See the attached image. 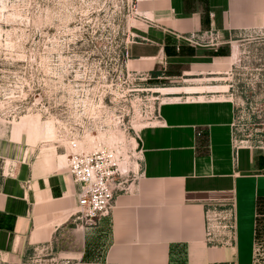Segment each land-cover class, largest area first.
<instances>
[{"label":"crops","instance_id":"0c3cea01","mask_svg":"<svg viewBox=\"0 0 264 264\" xmlns=\"http://www.w3.org/2000/svg\"><path fill=\"white\" fill-rule=\"evenodd\" d=\"M135 1L139 26L124 59L138 71L195 57L191 33L229 44L264 29V0ZM189 97L158 105L138 135V174L97 226L74 220L78 184L66 164L31 147L23 154L21 135H0V264L23 263L51 241L56 259L86 264H221L253 254L264 236V150L235 142V104L221 90ZM209 205L234 208L233 246L207 241Z\"/></svg>","mask_w":264,"mask_h":264},{"label":"rangeland","instance_id":"374dc122","mask_svg":"<svg viewBox=\"0 0 264 264\" xmlns=\"http://www.w3.org/2000/svg\"><path fill=\"white\" fill-rule=\"evenodd\" d=\"M136 15L135 0H0V135H21L23 154L35 148L64 167L72 138L120 149L128 185L136 159L124 152L138 151L158 105L218 89L235 104L236 143L263 146L264 29L229 44L203 34L195 57L138 71L124 59ZM213 54L232 63L204 60ZM240 257L221 264H264V236Z\"/></svg>","mask_w":264,"mask_h":264},{"label":"built area","instance_id":"2783aa9c","mask_svg":"<svg viewBox=\"0 0 264 264\" xmlns=\"http://www.w3.org/2000/svg\"><path fill=\"white\" fill-rule=\"evenodd\" d=\"M210 35L214 39L217 38L216 34ZM187 39L195 44L204 40L203 34L198 33H191ZM68 145L70 150L65 154L66 168L78 184L74 220L82 227L97 226L103 218L111 216L117 193L127 190L129 185L126 180L121 179V166L124 162L121 161L120 149L104 147L84 150L76 138L69 140ZM261 148L264 150V145ZM124 154L128 158L133 156L136 159V170H133L135 177L142 160L141 148L135 151L136 156L132 150L125 151ZM206 239L211 245L236 244L237 227L233 207H207ZM54 249V241L37 245L31 256L20 264H86L66 257L56 259Z\"/></svg>","mask_w":264,"mask_h":264}]
</instances>
